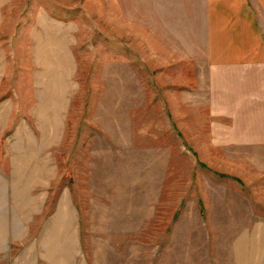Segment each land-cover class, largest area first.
<instances>
[{
	"label": "rangeland",
	"instance_id": "374dc122",
	"mask_svg": "<svg viewBox=\"0 0 264 264\" xmlns=\"http://www.w3.org/2000/svg\"><path fill=\"white\" fill-rule=\"evenodd\" d=\"M167 4L0 0V264H264V148L166 58Z\"/></svg>",
	"mask_w": 264,
	"mask_h": 264
},
{
	"label": "crops",
	"instance_id": "0c3cea01",
	"mask_svg": "<svg viewBox=\"0 0 264 264\" xmlns=\"http://www.w3.org/2000/svg\"><path fill=\"white\" fill-rule=\"evenodd\" d=\"M167 6L168 23L161 12L166 58L203 60L210 117L225 125L219 130L244 147L264 148V0H168Z\"/></svg>",
	"mask_w": 264,
	"mask_h": 264
}]
</instances>
